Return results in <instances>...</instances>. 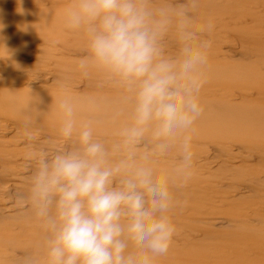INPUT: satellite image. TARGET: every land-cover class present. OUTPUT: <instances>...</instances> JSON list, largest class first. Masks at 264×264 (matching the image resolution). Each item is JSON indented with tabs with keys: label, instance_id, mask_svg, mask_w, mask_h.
<instances>
[{
	"label": "rangeland",
	"instance_id": "obj_1",
	"mask_svg": "<svg viewBox=\"0 0 264 264\" xmlns=\"http://www.w3.org/2000/svg\"><path fill=\"white\" fill-rule=\"evenodd\" d=\"M78 3L0 0V264H47V232L26 197L39 161L76 145L60 135L65 101L76 129L90 126L104 145L106 166H120L114 183L140 169L168 183L176 231L155 264H264V0H146L177 71L185 47L210 41L199 103L231 114H201L177 139L157 137L152 122L135 140L134 92L80 68L88 37L66 25Z\"/></svg>",
	"mask_w": 264,
	"mask_h": 264
},
{
	"label": "clouds",
	"instance_id": "obj_2",
	"mask_svg": "<svg viewBox=\"0 0 264 264\" xmlns=\"http://www.w3.org/2000/svg\"><path fill=\"white\" fill-rule=\"evenodd\" d=\"M66 25L88 37L81 69L94 68L134 92L129 140L142 136L152 122L158 124V137L177 139L200 117V69L210 41L185 47L177 71L176 61L163 58L164 25L152 18L146 0H79L66 13ZM60 107V135L75 137L76 145L39 161L26 197L47 232V264H155L169 251L176 231L168 183L154 181L148 169L114 183L120 166H106V150L90 126L76 129L70 103ZM189 141L183 138L182 168L193 159ZM26 264L38 262L28 258Z\"/></svg>",
	"mask_w": 264,
	"mask_h": 264
},
{
	"label": "bare ground",
	"instance_id": "obj_3",
	"mask_svg": "<svg viewBox=\"0 0 264 264\" xmlns=\"http://www.w3.org/2000/svg\"><path fill=\"white\" fill-rule=\"evenodd\" d=\"M213 75V73H212ZM211 75V76H212ZM214 76V75H213ZM226 76V75H225ZM231 77L233 78V76L231 75ZM231 78V79H232ZM208 79V78H207ZM216 79V78H215ZM207 103V102H206ZM209 104V103H208ZM215 104V103H214ZM205 105V104H204ZM211 105V103L208 105V107L205 106H202L203 108V112L202 114H231L229 110H225V109H220V108H212V107H209ZM215 106V105H214ZM224 110V111H223ZM244 114V113H243ZM248 114H253L251 112H248ZM113 131V130H112ZM109 132V131H108ZM113 133V132H112ZM109 135V134H108ZM157 136V135H156ZM158 137V136H157ZM162 138V137H160ZM165 139V138H164ZM215 142V141H214Z\"/></svg>",
	"mask_w": 264,
	"mask_h": 264
}]
</instances>
